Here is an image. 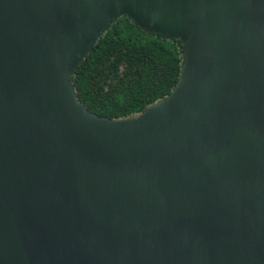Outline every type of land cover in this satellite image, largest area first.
Returning a JSON list of instances; mask_svg holds the SVG:
<instances>
[{
  "label": "water",
  "instance_id": "water-1",
  "mask_svg": "<svg viewBox=\"0 0 264 264\" xmlns=\"http://www.w3.org/2000/svg\"><path fill=\"white\" fill-rule=\"evenodd\" d=\"M121 17L182 65L108 119L70 75ZM0 264H264V0H0Z\"/></svg>",
  "mask_w": 264,
  "mask_h": 264
},
{
  "label": "trees",
  "instance_id": "trees-1",
  "mask_svg": "<svg viewBox=\"0 0 264 264\" xmlns=\"http://www.w3.org/2000/svg\"><path fill=\"white\" fill-rule=\"evenodd\" d=\"M182 46L119 18L70 75L88 112L108 119L140 113L176 85Z\"/></svg>",
  "mask_w": 264,
  "mask_h": 264
}]
</instances>
